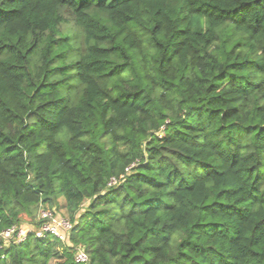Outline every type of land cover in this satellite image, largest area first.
<instances>
[{
  "label": "trees",
  "instance_id": "16d2710c",
  "mask_svg": "<svg viewBox=\"0 0 264 264\" xmlns=\"http://www.w3.org/2000/svg\"><path fill=\"white\" fill-rule=\"evenodd\" d=\"M12 226L0 264H264V0H0Z\"/></svg>",
  "mask_w": 264,
  "mask_h": 264
},
{
  "label": "built area",
  "instance_id": "2783aa9c",
  "mask_svg": "<svg viewBox=\"0 0 264 264\" xmlns=\"http://www.w3.org/2000/svg\"><path fill=\"white\" fill-rule=\"evenodd\" d=\"M115 179L110 181L109 185L115 184ZM39 221H42L40 227L36 230L35 234L38 238H45L47 234H52L60 240H65L68 236L69 231L71 230V224L63 218H55L50 211L42 210L39 215ZM31 231L27 228L20 226H12L4 230L0 237L4 242L5 246L10 245L11 243L19 244L23 242L28 233ZM77 263L86 264L88 262V256L84 250L79 249L75 257Z\"/></svg>",
  "mask_w": 264,
  "mask_h": 264
},
{
  "label": "rangeland",
  "instance_id": "374dc122",
  "mask_svg": "<svg viewBox=\"0 0 264 264\" xmlns=\"http://www.w3.org/2000/svg\"><path fill=\"white\" fill-rule=\"evenodd\" d=\"M71 28V27H70ZM72 29V28H71ZM58 203V205L57 206H52V209H53V212L55 213V214H57V215H62V216H64L65 218H67V215L65 214V211H64V209H63V200L62 199H60L59 198V201L57 202ZM47 211H50L49 209H46ZM42 211V210H41ZM33 229L34 228H32L31 226H28L27 227V230H29V231H33Z\"/></svg>",
  "mask_w": 264,
  "mask_h": 264
}]
</instances>
